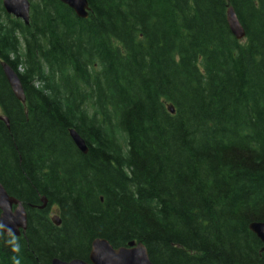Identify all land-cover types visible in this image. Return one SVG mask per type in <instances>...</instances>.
<instances>
[{
  "label": "trees",
  "instance_id": "obj_1",
  "mask_svg": "<svg viewBox=\"0 0 264 264\" xmlns=\"http://www.w3.org/2000/svg\"><path fill=\"white\" fill-rule=\"evenodd\" d=\"M29 1L25 25L0 0V183L28 212L0 264L88 262L99 238L153 264H264V0H88L87 20Z\"/></svg>",
  "mask_w": 264,
  "mask_h": 264
},
{
  "label": "water",
  "instance_id": "obj_2",
  "mask_svg": "<svg viewBox=\"0 0 264 264\" xmlns=\"http://www.w3.org/2000/svg\"><path fill=\"white\" fill-rule=\"evenodd\" d=\"M70 8L78 18L87 20L91 12L88 0H58ZM5 12L17 20H21L25 25L30 24L31 3L29 0H2ZM227 23L233 36L242 41L246 38V32L242 26L236 11L230 7L227 11ZM5 78L19 102L25 104L26 96L22 82L17 73L7 63L1 64ZM169 112L174 114V108L169 107ZM2 121L8 128L9 119L0 115ZM70 138L78 151L86 155L89 151L85 140L74 130L69 132ZM44 209L47 206L46 198L41 199ZM52 222L59 227L61 220L58 216ZM0 228L6 236L21 237L28 228V215L24 205L17 199L11 197L0 183ZM250 230L260 240L263 245L264 254V223L256 222L250 225ZM52 264H153L150 260L147 248L142 243L130 242L126 247L114 248L105 239H95L91 245L89 261L72 260L64 262L54 259Z\"/></svg>",
  "mask_w": 264,
  "mask_h": 264
},
{
  "label": "rangeland",
  "instance_id": "obj_3",
  "mask_svg": "<svg viewBox=\"0 0 264 264\" xmlns=\"http://www.w3.org/2000/svg\"><path fill=\"white\" fill-rule=\"evenodd\" d=\"M2 113V111H1V109H0V114ZM52 211V213H51V216H53V215H55L57 212V210H51Z\"/></svg>",
  "mask_w": 264,
  "mask_h": 264
},
{
  "label": "flooded vegetation",
  "instance_id": "obj_4",
  "mask_svg": "<svg viewBox=\"0 0 264 264\" xmlns=\"http://www.w3.org/2000/svg\"><path fill=\"white\" fill-rule=\"evenodd\" d=\"M43 198H45V197H43ZM42 205V204H41ZM47 208V207H46ZM46 208H44V209H42V210H46ZM27 210V209H26ZM36 210H41L39 207H37V209ZM50 210H53L52 208H50Z\"/></svg>",
  "mask_w": 264,
  "mask_h": 264
}]
</instances>
